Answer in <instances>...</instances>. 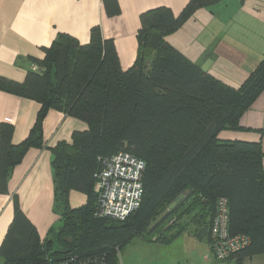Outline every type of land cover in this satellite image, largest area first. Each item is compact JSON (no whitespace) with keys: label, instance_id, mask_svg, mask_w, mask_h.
I'll return each instance as SVG.
<instances>
[{"label":"trees","instance_id":"trees-1","mask_svg":"<svg viewBox=\"0 0 264 264\" xmlns=\"http://www.w3.org/2000/svg\"><path fill=\"white\" fill-rule=\"evenodd\" d=\"M217 1L190 0L179 15L166 6L143 12L138 55L127 70L113 40L104 39L95 26L86 44L60 33L45 48L44 58H30L24 81L0 75L1 90L41 104L20 143L13 142V124H0V193L8 192L11 172L29 149L45 146L43 123L50 109L88 125L74 131L72 142L51 148L61 225L41 239L15 195L0 264H60L70 255L97 254H105L108 264H118L120 248L134 237L169 242L192 223L194 235L211 247L212 221L223 197L228 200L230 232L250 237L249 245L227 261L245 264L264 254L262 144L219 136L223 129H243L240 118L264 92V57L235 87L205 71L166 38L199 8ZM33 63L40 70L31 69ZM120 150L146 162L141 205L124 221L96 217L95 174L102 158ZM73 190L86 194L85 204L71 206Z\"/></svg>","mask_w":264,"mask_h":264},{"label":"crops","instance_id":"crops-1","mask_svg":"<svg viewBox=\"0 0 264 264\" xmlns=\"http://www.w3.org/2000/svg\"><path fill=\"white\" fill-rule=\"evenodd\" d=\"M189 1L0 0V75L24 81L30 58H44L45 48L60 33L73 35L86 44L95 26L101 28L104 39L113 40L121 67L127 70L138 55L142 13L166 6L179 15ZM166 38L205 71L238 87L264 57V0H218L199 8ZM40 106L36 100L0 89V124L14 125V143L29 135ZM240 125L243 129H223L220 138L260 141L264 153V92L242 115ZM87 128L85 121L65 111H48L43 123L45 146L29 149L11 172L8 192L0 193V246L14 218L15 195L41 239L61 225V217L55 211L51 148L61 141L72 142L74 131ZM86 200L85 193L71 191L72 207L81 206ZM245 264H264V254Z\"/></svg>","mask_w":264,"mask_h":264},{"label":"built area","instance_id":"built-area-1","mask_svg":"<svg viewBox=\"0 0 264 264\" xmlns=\"http://www.w3.org/2000/svg\"><path fill=\"white\" fill-rule=\"evenodd\" d=\"M30 67L40 70L36 63ZM145 169L146 162L127 150L102 158V168L95 174V190L98 193L95 216L124 221L137 210L144 194ZM229 221L228 200L223 197L217 202L211 227V250L218 260L231 257L250 243L247 234L230 232ZM60 264H108V260L105 254L88 257L70 255Z\"/></svg>","mask_w":264,"mask_h":264},{"label":"rangeland","instance_id":"rangeland-1","mask_svg":"<svg viewBox=\"0 0 264 264\" xmlns=\"http://www.w3.org/2000/svg\"><path fill=\"white\" fill-rule=\"evenodd\" d=\"M195 227L192 223L186 232L169 242L136 236L120 248L118 264H235L216 259L210 244L194 235Z\"/></svg>","mask_w":264,"mask_h":264}]
</instances>
